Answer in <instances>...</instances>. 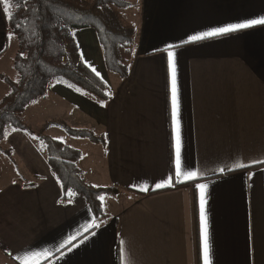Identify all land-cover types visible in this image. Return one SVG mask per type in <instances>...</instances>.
Returning a JSON list of instances; mask_svg holds the SVG:
<instances>
[{
	"label": "crops",
	"instance_id": "0c3cea01",
	"mask_svg": "<svg viewBox=\"0 0 264 264\" xmlns=\"http://www.w3.org/2000/svg\"><path fill=\"white\" fill-rule=\"evenodd\" d=\"M262 15L264 0H138L131 21L133 58L124 79L107 71L96 34L77 32L81 58L100 73L110 100L101 104L61 85V109L69 104L77 129L88 127L78 126L82 116L85 124H96L94 135L104 137L105 147L96 144L102 152L83 144L77 149L86 184L108 190L102 215L96 218L81 195L64 201L42 153L25 133L12 132L6 145L34 182L14 180L0 188L4 264H20L24 251L56 253L69 236L78 243L83 235L90 239L71 252L65 248L57 264H203L196 184L207 186L211 264H264V163H253L264 161V25L183 43L193 34ZM8 34L0 15V60ZM169 50L176 53L181 167L197 178L181 176L174 186L156 189L175 173ZM0 88L7 90L1 80ZM93 218L98 229H89ZM29 264H44L43 258Z\"/></svg>",
	"mask_w": 264,
	"mask_h": 264
},
{
	"label": "trees",
	"instance_id": "16d2710c",
	"mask_svg": "<svg viewBox=\"0 0 264 264\" xmlns=\"http://www.w3.org/2000/svg\"><path fill=\"white\" fill-rule=\"evenodd\" d=\"M12 19L5 16L8 32L17 43L12 60L17 79L0 75L8 92L0 99V152L10 157L9 150L1 147L7 130L14 129L35 136L45 144L46 164L60 187L62 199L69 200L72 193L83 196L96 218L102 215L100 195L108 190L86 184L77 166L81 151L65 146L46 135L53 122H46L39 132H33L25 123L26 108L46 96L55 85L85 95L104 104L110 100L107 86L83 62L76 47L75 34L92 30L102 51L108 72L124 79L133 58L135 27L124 20L121 11L130 7L125 0H9ZM19 24L20 27L14 28ZM59 81V83H58ZM79 89V91H77ZM62 126L74 138L87 139L105 147L103 136H95L87 129Z\"/></svg>",
	"mask_w": 264,
	"mask_h": 264
},
{
	"label": "rangeland",
	"instance_id": "374dc122",
	"mask_svg": "<svg viewBox=\"0 0 264 264\" xmlns=\"http://www.w3.org/2000/svg\"><path fill=\"white\" fill-rule=\"evenodd\" d=\"M125 1L130 4V7L126 10L121 11V13L124 20L131 23V21L136 18L138 0H125ZM9 5L10 6L8 8V13L13 9L10 1H9ZM134 23L136 22L134 21ZM16 48H17V43L15 41V38L13 37L9 41L6 54L0 60V65H2L3 70L5 71L3 75L7 74L8 75L7 77L11 78L14 81L17 79L16 76L17 74L13 69L12 60L16 53ZM113 78H115V76ZM6 89H7L6 91L3 92L0 91V93H2L0 95L1 98L4 95H6V93L8 92V88ZM109 92L110 91L108 89L107 90L108 95L110 94ZM70 108L71 107L69 104L63 102L61 109V85H55L46 96L36 101L35 103L30 104L26 108V112L23 115V118L25 123L35 133L39 132L40 128L44 123L53 122L55 125L51 126L48 130H46L45 134L53 139L58 140L59 142L63 143L65 146L78 149L83 144V147L87 146L89 150L93 149L92 152L94 151V154L96 152L95 150L102 152V148L100 146H96V144L89 142L87 139L71 137L67 134L64 128H62V126H56V123L60 125L65 124L70 128L77 129V127L74 126L73 121L71 120L72 115L70 114L72 113V111L70 110ZM61 113H62V118H61ZM77 119L79 121L78 126H83V125L88 126L85 129L91 131L93 134L99 133L96 124L91 122L89 123V125L87 123L85 124V118H83L82 116H80V118ZM12 132H18V131H15L14 129L11 128L8 129L6 139L10 140L11 137L10 134ZM22 135L27 140H29L34 145V147L37 150H39L41 153L45 151V144L40 139L36 138L35 136L27 137L25 134ZM95 136H100V135L95 134ZM1 147L4 148L5 150H9L10 157L0 152V188L3 187L5 184L12 182L14 180H21L22 182L28 184L33 183L34 179L32 180L26 179L27 168L25 166V163L21 160L19 154L14 153L8 147V145H6V141H4L1 144ZM4 262L5 260L0 258V264H4Z\"/></svg>",
	"mask_w": 264,
	"mask_h": 264
},
{
	"label": "snow or ice",
	"instance_id": "6c2138e0",
	"mask_svg": "<svg viewBox=\"0 0 264 264\" xmlns=\"http://www.w3.org/2000/svg\"><path fill=\"white\" fill-rule=\"evenodd\" d=\"M2 2L3 7L0 8V15H5L9 20L12 19L11 14L8 13L9 8V0H0ZM257 25H264V15L260 16L259 18L254 19H246L244 22L241 23H229L222 27H215L210 31L201 32L198 34H193L188 37L187 40L183 41L184 44L197 42L204 40L205 38L217 37L222 36L229 33H235L240 30L250 29L253 26ZM20 25H14V28H19ZM15 31L10 32L8 34V39L11 40L13 36H15ZM79 48V44L76 45ZM175 47H179V45H169L168 48L172 49ZM81 57L83 58V53H81ZM86 62V61H85ZM87 63V62H86ZM168 65L169 70L171 73V91H172V115H173V122L176 125V136H175V173L174 176L170 175L164 180L162 183H156L155 188L161 189L164 187H172L174 178L184 177L186 181H191L197 178V173L195 171H183L181 167V140H180V132H179V97H178V89L176 83V53L174 51H168ZM96 76H100V73L92 67L91 69ZM59 83V81H58ZM79 91V89H77ZM253 163H264V161H254ZM238 167H244V165H239ZM224 169H221L223 172ZM196 187L201 189V216H202V224H203V264H211V260L209 258V245H208V237H207V224L206 218L204 217V196L203 190L206 189V185L204 184H196ZM147 190V189H142ZM75 195V193H72ZM98 199L102 202L104 201L105 197L100 195ZM100 227L99 224L96 223L95 218H93L91 224L89 225V229H98ZM96 233L93 231L91 235H95ZM77 236H69L62 244H60L59 248H57L56 253H50L47 250L43 252H35V251H24L22 256H18L17 259L20 261V264H29V262L34 257H41L43 258L44 264H57V262L64 258L66 255L64 249H67V252H71L74 248L78 247L80 244H83L85 241L90 239L89 235H83L82 238L79 239L78 243H74L77 241Z\"/></svg>",
	"mask_w": 264,
	"mask_h": 264
}]
</instances>
